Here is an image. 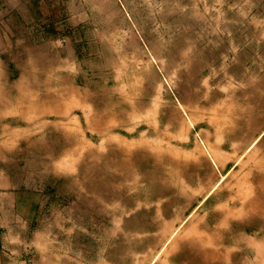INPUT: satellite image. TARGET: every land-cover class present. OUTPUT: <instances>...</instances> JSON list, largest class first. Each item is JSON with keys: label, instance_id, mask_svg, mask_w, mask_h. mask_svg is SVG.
<instances>
[{"label": "rangeland", "instance_id": "rangeland-1", "mask_svg": "<svg viewBox=\"0 0 264 264\" xmlns=\"http://www.w3.org/2000/svg\"><path fill=\"white\" fill-rule=\"evenodd\" d=\"M263 69L264 0H0L1 250L264 264V221L223 226L252 176L215 131Z\"/></svg>", "mask_w": 264, "mask_h": 264}, {"label": "crops", "instance_id": "crops-1", "mask_svg": "<svg viewBox=\"0 0 264 264\" xmlns=\"http://www.w3.org/2000/svg\"><path fill=\"white\" fill-rule=\"evenodd\" d=\"M254 74L256 80L253 83V89L248 90L247 97L244 96L236 102H232V105L230 106V110L232 111L231 114L227 118H223L222 123L217 124L215 129L219 143L221 144L220 146L222 147L223 143L229 142L233 148L231 152L223 148L219 149L217 157L222 160L221 163H219L220 168L223 170V168L230 163L232 168L246 163L248 165L247 167H249L247 174L249 177L252 176L251 180L248 178V181L252 186L251 190L253 195H248L247 200H245L244 205H242L244 207L246 206V209L247 207H250L251 210L249 211L252 216L238 218L234 216L232 212H227V201L220 203V206L222 207L223 226L229 228L228 233H234V237H238V234L235 235V231H237L240 226H242L243 229H246L250 228L256 220L264 221V144H261L259 147L256 146L261 139H264V69L260 71L257 70ZM219 125L221 127L220 130ZM261 142L264 143V141ZM245 155L247 159L244 158ZM5 188L6 189L0 190V207L2 209V215H4L2 212L3 208L6 205L12 204L15 200L14 187L7 183ZM9 198L11 199V202L9 201ZM4 199H6V202ZM2 220L3 217L0 219V264L4 263L3 260H5V258L8 261L7 264H15L14 255L11 256L9 253H5L1 250V247L3 246L2 239L4 238L1 224ZM223 235H226L225 231ZM181 247L184 246L181 245ZM11 252H13V250H11ZM230 252L232 254V248L231 251L227 249V253ZM63 264L90 263L87 262V260L86 262L70 260ZM95 264L120 263L102 258V260L100 259ZM164 264H166V261Z\"/></svg>", "mask_w": 264, "mask_h": 264}]
</instances>
